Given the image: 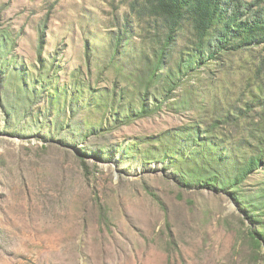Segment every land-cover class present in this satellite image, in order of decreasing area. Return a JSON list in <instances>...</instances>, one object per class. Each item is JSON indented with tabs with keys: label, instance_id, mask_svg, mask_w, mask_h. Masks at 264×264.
I'll list each match as a JSON object with an SVG mask.
<instances>
[{
	"label": "rangeland",
	"instance_id": "obj_1",
	"mask_svg": "<svg viewBox=\"0 0 264 264\" xmlns=\"http://www.w3.org/2000/svg\"><path fill=\"white\" fill-rule=\"evenodd\" d=\"M127 4L0 0V62H18L28 88L43 92L34 103L19 96L16 81L4 85L0 264H264V245L258 248L251 237L260 221L245 211L234 190L184 188L171 178L172 169L141 161L142 153L160 144L152 140L188 124L193 112L192 106H172L184 86L173 97H162L155 111L163 77L144 91L137 70L122 56L108 66L110 36L127 15L132 33L120 51H151L149 41L142 42V29L151 20L135 22ZM244 56L233 55L223 72L224 81L236 83L233 97L254 66ZM75 79L81 90L71 85ZM191 83L197 86L195 79ZM72 86L79 97L71 95ZM144 96L155 113L128 124L110 119V106L122 101L139 107ZM2 109L15 118L11 127ZM72 123H82L84 130L70 140L60 129ZM88 126L108 131L88 135ZM263 186L260 169L242 184L247 200Z\"/></svg>",
	"mask_w": 264,
	"mask_h": 264
},
{
	"label": "trees",
	"instance_id": "obj_2",
	"mask_svg": "<svg viewBox=\"0 0 264 264\" xmlns=\"http://www.w3.org/2000/svg\"><path fill=\"white\" fill-rule=\"evenodd\" d=\"M127 1L135 22L151 20L142 29L145 34L142 42L147 39L151 51L139 55L134 54L136 51L132 54L120 51L132 33V20L127 15L123 23H117L118 29L110 36L108 66L117 63V58L122 56L124 64L137 70V79L144 91L163 77L162 93L153 99L157 105L155 111L161 109L162 97L171 98L176 95L175 90L184 86L182 95L172 106L179 110L192 106L193 112L188 124L166 131L152 140L160 144L142 153L141 161L145 164L160 163L166 171L172 169L171 178L184 188H207L217 192L234 190L246 203L245 211L260 221L261 229L251 231V237L261 248L264 245V221L261 220L264 215V186L256 191L254 199L247 200L242 184L253 173L264 169V0ZM42 47L41 44L40 51ZM233 55H246L247 63L254 65L235 97L236 83L223 79V72L230 68ZM169 59L172 63L168 62ZM10 62L14 64L0 62L3 66L0 107L4 108L7 97L4 85L13 80L21 91L19 96L35 99L36 103L43 92L29 89L25 84V69L14 60ZM53 67L50 65L52 71L48 74H54ZM162 72L167 74L162 76ZM19 77L23 85L17 80ZM192 79L197 86L191 83ZM42 80L36 82L41 84ZM71 85L81 90L78 79ZM73 86L71 95L79 97L80 91L74 90ZM76 101L72 98L70 105L77 106ZM139 102V107L122 101L117 106H110V119L116 124H128L155 113L147 104L146 96ZM2 113L6 127H11L15 118L9 117L6 110L2 109ZM40 124L39 127L42 126ZM80 124L73 126L72 123L65 127L62 124L60 131L66 133V139L73 140L82 136L84 126L81 128ZM227 127L231 130L224 133ZM86 130L88 135L108 131L103 126H88ZM11 133L18 134L17 130ZM130 148L128 145L127 150ZM106 157L111 160L113 153Z\"/></svg>",
	"mask_w": 264,
	"mask_h": 264
}]
</instances>
